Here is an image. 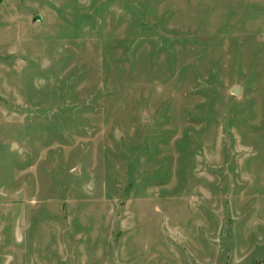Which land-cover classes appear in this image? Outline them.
I'll use <instances>...</instances> for the list:
<instances>
[{"label": "rangeland", "instance_id": "obj_1", "mask_svg": "<svg viewBox=\"0 0 264 264\" xmlns=\"http://www.w3.org/2000/svg\"><path fill=\"white\" fill-rule=\"evenodd\" d=\"M0 264H264V0H0Z\"/></svg>", "mask_w": 264, "mask_h": 264}, {"label": "water", "instance_id": "obj_2", "mask_svg": "<svg viewBox=\"0 0 264 264\" xmlns=\"http://www.w3.org/2000/svg\"><path fill=\"white\" fill-rule=\"evenodd\" d=\"M34 20H39V21H41L42 20V17L40 16V15H37V16H35L34 17ZM47 63V61H45L44 62V64H46ZM232 92L234 93V94H236V95H240L241 94V89H240V87H234L233 88V90H232ZM17 148H19V145H18V143H14V145H13V149H17ZM24 149H22V148H20L19 149V151H23ZM22 196H23V194L22 193H19L18 195H17V197L18 198H22Z\"/></svg>", "mask_w": 264, "mask_h": 264}]
</instances>
